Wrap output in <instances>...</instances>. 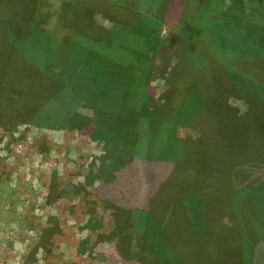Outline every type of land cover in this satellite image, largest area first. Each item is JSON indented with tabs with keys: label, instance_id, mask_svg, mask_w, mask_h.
I'll list each match as a JSON object with an SVG mask.
<instances>
[{
	"label": "rangeland",
	"instance_id": "rangeland-1",
	"mask_svg": "<svg viewBox=\"0 0 264 264\" xmlns=\"http://www.w3.org/2000/svg\"><path fill=\"white\" fill-rule=\"evenodd\" d=\"M135 17L153 20L161 38L149 85L153 98L168 97L167 129L151 150L159 197L172 213L193 207L199 192L207 213L225 199L220 222L249 224L256 232L251 252L264 264V0H0V46L30 29L21 40L27 51L69 53L73 42L84 45L82 30ZM226 105L235 123L222 111ZM77 111L92 115L86 105ZM25 112L0 124V264H122L108 238L113 207L92 189L104 142L77 128L32 125ZM249 158L257 161L251 170L240 166ZM51 180L66 196L48 198Z\"/></svg>",
	"mask_w": 264,
	"mask_h": 264
},
{
	"label": "trees",
	"instance_id": "trees-1",
	"mask_svg": "<svg viewBox=\"0 0 264 264\" xmlns=\"http://www.w3.org/2000/svg\"><path fill=\"white\" fill-rule=\"evenodd\" d=\"M145 20L116 21L112 28L95 32L91 27L84 29L80 32L85 35L84 45L73 42L69 53L54 50L42 56L36 49L27 51L21 40L29 36L30 29L23 36L4 37L0 46V124L25 110V121L32 125L77 128L104 142L107 154L101 158L98 184L92 189L105 205L113 207L116 223L108 238L114 241L122 264H256L251 252L255 230L240 221L224 226L219 220L225 199L207 213L200 206L199 199L205 195L200 196V189L197 195L201 198H196L193 207L172 213L168 199L159 197L162 182L157 176V155L151 150L161 127L167 129L163 116L168 94L162 103L153 98L149 87L161 38L153 20ZM30 25L35 27L32 20ZM57 55L62 58L59 62L53 60ZM48 59L52 62L43 64ZM78 105L90 107L92 115L79 113ZM226 108L222 111L233 118ZM174 137L185 141L175 131ZM216 158L220 167L219 156ZM242 162L240 166L251 170L257 161ZM229 168L226 173L233 184ZM228 184L229 180L222 187ZM83 185L85 182L77 186ZM66 193L64 186L50 181L48 198ZM173 220L181 223L178 231L172 229Z\"/></svg>",
	"mask_w": 264,
	"mask_h": 264
}]
</instances>
